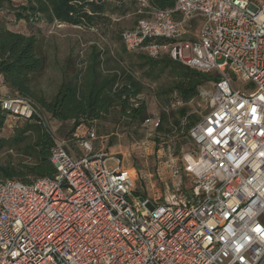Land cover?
Returning a JSON list of instances; mask_svg holds the SVG:
<instances>
[{
    "label": "built area",
    "instance_id": "1",
    "mask_svg": "<svg viewBox=\"0 0 264 264\" xmlns=\"http://www.w3.org/2000/svg\"><path fill=\"white\" fill-rule=\"evenodd\" d=\"M173 1L144 11L121 40L128 51L219 74L188 102L198 106L188 129L196 150L176 155L165 143L161 170L139 171L140 191L119 155L95 150L94 128L72 132L84 153L76 157L32 101L0 97L7 117L47 127L55 170L0 183V264L264 263V0ZM229 72L255 90L235 88ZM145 122L157 127L159 113Z\"/></svg>",
    "mask_w": 264,
    "mask_h": 264
},
{
    "label": "trees",
    "instance_id": "2",
    "mask_svg": "<svg viewBox=\"0 0 264 264\" xmlns=\"http://www.w3.org/2000/svg\"><path fill=\"white\" fill-rule=\"evenodd\" d=\"M128 1L136 5L134 13L138 17L135 23L146 16L144 11L174 5L173 0H147L145 8L138 0H20L17 3L0 0V11L12 15L15 21L24 20L28 24L45 23L49 26L63 23L101 31L102 26L111 20L106 11L126 13L124 5ZM5 19L6 16L0 18V84L5 85L12 96L32 101L48 119L72 122L65 133L59 129L57 134L68 133L70 139L82 122L94 123L107 116H113L115 122L124 121L130 127L144 124L151 115L146 102L137 101V97L143 92L145 82H156L165 75L170 81L154 92L158 104L170 107L174 100L184 104L171 109L170 117L161 112L155 129L164 133L182 132V141L193 143L188 129L199 117L188 114V102L199 98V87L218 78L217 72H199L166 55L152 59L144 51H128L121 40L123 29L112 36L118 44L112 53L96 43L87 47L85 55L81 52L79 67L75 62L72 72L62 70V82L55 96L47 100L38 93L34 84V77L46 67L40 37L42 29L28 34L12 31L6 26ZM161 41L165 40L157 39V42ZM6 118L7 114L0 105V132ZM181 119L185 120L184 125ZM52 145L47 127L36 119L16 125L10 137L0 136V151L14 149L20 155L17 161L8 159L0 163V183L9 180L31 183L52 177L55 173L50 162Z\"/></svg>",
    "mask_w": 264,
    "mask_h": 264
},
{
    "label": "rangeland",
    "instance_id": "3",
    "mask_svg": "<svg viewBox=\"0 0 264 264\" xmlns=\"http://www.w3.org/2000/svg\"><path fill=\"white\" fill-rule=\"evenodd\" d=\"M14 1L17 3L20 0ZM126 4L124 5V7L126 6V13L120 11L111 12V10L106 11V15H109L111 20L102 26L101 31L92 28L85 29L79 26H67L63 23L49 26L45 23H40L39 25L28 24L24 20L15 21L12 15L6 14L4 11H0V18L6 16V26L12 31L28 34L42 29L43 34L40 37L42 39L43 53L46 57V67L34 77V84L42 97L51 100L62 82V70H65L66 73L72 72L75 68V62L76 66L79 67L80 55L82 53L85 55L88 50L87 47L90 44L96 43L104 49H109L111 53L114 48L118 47V44L112 39V36L115 32L119 33L123 29L131 28L138 17L134 13L136 11L135 3L128 1ZM197 28L196 23L193 30H197ZM69 56L70 59H68ZM229 76L235 88H240L248 92L255 90L256 86L251 80L235 79V75L231 72H229ZM168 81H170V78H166L164 75L156 82H145L146 85L140 94L139 100L146 102L150 115L153 113H159L160 115L164 111L170 117L172 108L160 106L154 95V92L158 88L165 86ZM188 106V114H194V106H197V104L190 103ZM199 109H203V107L199 106ZM48 120L51 129L55 130L54 133L66 140V144L70 150H75L74 155L76 157L84 154L83 151L76 148L73 140L71 138L69 139L70 136H68V133L67 135L57 134L59 129H62L65 133L70 128L71 121L61 122L50 117ZM170 120L172 121V118ZM180 122L184 125L185 120L181 119ZM22 123L23 120L7 117L0 136L5 138L12 136L14 127ZM82 125L92 127L96 131L99 137L94 142L96 151L103 149L110 154H117L122 158L124 166L129 169L135 179V189L140 191L144 188V182L139 177V171L154 174L157 170H161L158 168V160L162 154L161 147L165 143H170L172 147L176 146V155H180L187 150H196V146L192 142L182 141V132L175 130L170 133L158 132L155 129L156 127L149 122L130 127L124 121L115 122L113 116H107L94 123L82 122ZM177 145H179V148ZM19 158L20 155L14 149L11 151H7L6 149L0 151V163L8 159L17 161ZM106 165L112 168L116 166V163L108 160Z\"/></svg>",
    "mask_w": 264,
    "mask_h": 264
},
{
    "label": "crops",
    "instance_id": "4",
    "mask_svg": "<svg viewBox=\"0 0 264 264\" xmlns=\"http://www.w3.org/2000/svg\"><path fill=\"white\" fill-rule=\"evenodd\" d=\"M8 95H12L11 91L5 85L0 84V97Z\"/></svg>",
    "mask_w": 264,
    "mask_h": 264
},
{
    "label": "snow or ice",
    "instance_id": "5",
    "mask_svg": "<svg viewBox=\"0 0 264 264\" xmlns=\"http://www.w3.org/2000/svg\"><path fill=\"white\" fill-rule=\"evenodd\" d=\"M211 132V130H209ZM259 230V229H258Z\"/></svg>",
    "mask_w": 264,
    "mask_h": 264
}]
</instances>
